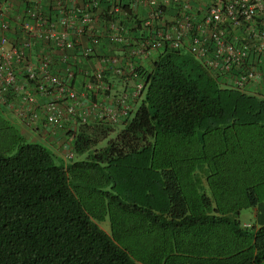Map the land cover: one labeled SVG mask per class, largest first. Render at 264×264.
<instances>
[{"label":"trees","instance_id":"16d2710c","mask_svg":"<svg viewBox=\"0 0 264 264\" xmlns=\"http://www.w3.org/2000/svg\"><path fill=\"white\" fill-rule=\"evenodd\" d=\"M136 69V107L69 131V162L0 114V264L264 261V96L220 86L184 48Z\"/></svg>","mask_w":264,"mask_h":264},{"label":"built area","instance_id":"2783aa9c","mask_svg":"<svg viewBox=\"0 0 264 264\" xmlns=\"http://www.w3.org/2000/svg\"><path fill=\"white\" fill-rule=\"evenodd\" d=\"M22 1L13 16L0 3V105L60 140L65 162L69 131L130 115L144 88L136 68L164 47L189 51L220 86L264 96V0Z\"/></svg>","mask_w":264,"mask_h":264},{"label":"crops","instance_id":"0c3cea01","mask_svg":"<svg viewBox=\"0 0 264 264\" xmlns=\"http://www.w3.org/2000/svg\"><path fill=\"white\" fill-rule=\"evenodd\" d=\"M3 2H7L9 4L8 6H9V15L10 16H13L16 12H20L22 10L23 6H24L22 0H0V3H3ZM47 4L48 3L45 2L44 6H48ZM80 79H81V76H78V83L80 82ZM138 101H139V99L135 103H133V106H132L133 108H135V106H136ZM6 113L7 112L5 111L4 106L0 105V114L3 115L5 118H7L8 121L11 124H13L26 139H28V137L29 138L33 137L35 139L38 138V134H37L38 131L29 128L28 126H26V125L22 124L21 122H19V120L15 116H12V115L6 114ZM28 140H31V139H28ZM251 209H252L251 217H249V218H247L245 220H241L240 219L241 224L243 226L244 225L248 226V225H252V224L258 225V222H256V212H259V211H258V209L256 207H252ZM261 264H264V261H262Z\"/></svg>","mask_w":264,"mask_h":264},{"label":"rangeland","instance_id":"374dc122","mask_svg":"<svg viewBox=\"0 0 264 264\" xmlns=\"http://www.w3.org/2000/svg\"><path fill=\"white\" fill-rule=\"evenodd\" d=\"M146 62L148 61H150V59H148V60H145ZM87 67H89L88 66V64H87ZM120 88H117V89H115L114 91L115 92H117L118 90H119ZM117 128H119V126H117ZM49 134V133H48ZM114 133H111V135H113ZM28 139H35V138H33V137H31V138H29L28 137ZM35 140H38V141H42V142H47L56 152H59V148H57V146H58V143L60 142V140H58L55 136H53V135H46V136H44V137H42V138H40L39 137V135H38V138L37 139H35ZM59 141V142H58ZM103 143H105V139L104 140H102V141H100V144H103ZM83 155H80V157H82ZM252 207H246V208H242L241 209V211H240V215H239V217H240V219L241 220H245V219H247V218H249V217H251V213H252V209H251ZM99 224L105 229V230H107L108 232L110 231V227H109V221H108V219L106 218L105 220H102V221H100L99 222ZM258 264H261V263H258Z\"/></svg>","mask_w":264,"mask_h":264},{"label":"clouds","instance_id":"9594fccd","mask_svg":"<svg viewBox=\"0 0 264 264\" xmlns=\"http://www.w3.org/2000/svg\"><path fill=\"white\" fill-rule=\"evenodd\" d=\"M156 53H157V52H156ZM156 53H155V54H156ZM155 54H153L149 59H151ZM149 62H150V61H149ZM149 62H148V61L145 62V65H147ZM141 97H142V96H141ZM140 100H141V98H139V101H140ZM139 101H138V102H139ZM138 102H137V104H138ZM137 104H136V105H137ZM135 107H136V106H135ZM48 145H49V144H48ZM58 155L61 156L60 154H58ZM74 158H75V155H74ZM71 160H73V159H71ZM71 160H70V161H71ZM68 162H69V161H68Z\"/></svg>","mask_w":264,"mask_h":264}]
</instances>
